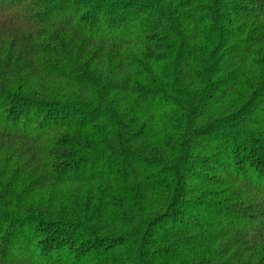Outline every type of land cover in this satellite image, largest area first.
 I'll return each mask as SVG.
<instances>
[{"label":"trees","instance_id":"16d2710c","mask_svg":"<svg viewBox=\"0 0 264 264\" xmlns=\"http://www.w3.org/2000/svg\"><path fill=\"white\" fill-rule=\"evenodd\" d=\"M0 264H264V0H0Z\"/></svg>","mask_w":264,"mask_h":264}]
</instances>
